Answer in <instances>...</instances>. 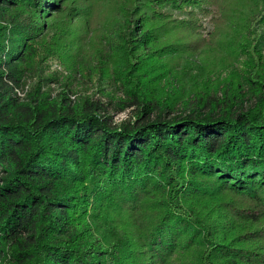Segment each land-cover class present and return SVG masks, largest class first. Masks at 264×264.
<instances>
[{
    "label": "trees",
    "instance_id": "obj_1",
    "mask_svg": "<svg viewBox=\"0 0 264 264\" xmlns=\"http://www.w3.org/2000/svg\"><path fill=\"white\" fill-rule=\"evenodd\" d=\"M262 25L264 0H0V264H264Z\"/></svg>",
    "mask_w": 264,
    "mask_h": 264
},
{
    "label": "rangeland",
    "instance_id": "obj_2",
    "mask_svg": "<svg viewBox=\"0 0 264 264\" xmlns=\"http://www.w3.org/2000/svg\"><path fill=\"white\" fill-rule=\"evenodd\" d=\"M165 9H167V11L170 10L171 12H173L176 17H184V16H186V13H178V11L172 10L169 7H166ZM189 9L190 8H187V10H189ZM100 10H104L106 12V10L103 9V8H100ZM198 19H201V21H202V30H201V32H202L203 36H205L206 38H209V35H208L209 33L208 32H211L213 30L212 24L210 22V16L202 15L201 13H199L198 14ZM259 29H261L260 31L264 33V25L259 27ZM46 64L48 66V70L45 69L46 73L57 72L60 81L66 80V78L64 77V75H66L65 74V70H64L63 66H61L58 61L51 59V60H48L46 62ZM59 74H63V75H59ZM226 75H227V72H223V76H226ZM83 82H86V81H83ZM79 84H80V82L75 80V81H73L71 86H72L73 89H77V90H84V91L90 90L92 92H94V90H95V88H94L95 85L92 84V83H88V84H85V85H79ZM103 86H104L105 89H110V87H111V86H109L106 83L103 84ZM53 87L56 88L55 85H53ZM99 95H100L99 93L95 94L96 97H98ZM129 112H130V109H125L123 111L115 113L114 121L117 123V122H119L121 120L126 119L128 117Z\"/></svg>",
    "mask_w": 264,
    "mask_h": 264
}]
</instances>
